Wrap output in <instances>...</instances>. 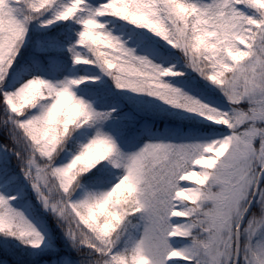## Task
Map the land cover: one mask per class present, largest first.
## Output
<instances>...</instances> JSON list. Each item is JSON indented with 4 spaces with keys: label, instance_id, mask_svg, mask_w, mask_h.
Segmentation results:
<instances>
[{
    "label": "snow or ice",
    "instance_id": "1",
    "mask_svg": "<svg viewBox=\"0 0 264 264\" xmlns=\"http://www.w3.org/2000/svg\"><path fill=\"white\" fill-rule=\"evenodd\" d=\"M0 264H264V0H0Z\"/></svg>",
    "mask_w": 264,
    "mask_h": 264
}]
</instances>
